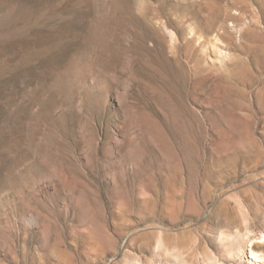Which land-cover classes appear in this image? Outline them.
<instances>
[{
    "label": "rangeland",
    "instance_id": "1",
    "mask_svg": "<svg viewBox=\"0 0 264 264\" xmlns=\"http://www.w3.org/2000/svg\"><path fill=\"white\" fill-rule=\"evenodd\" d=\"M0 264H264V0H0Z\"/></svg>",
    "mask_w": 264,
    "mask_h": 264
},
{
    "label": "bare ground",
    "instance_id": "2",
    "mask_svg": "<svg viewBox=\"0 0 264 264\" xmlns=\"http://www.w3.org/2000/svg\"><path fill=\"white\" fill-rule=\"evenodd\" d=\"M227 206V204L225 202H222L219 204V207L222 208L221 212H223L224 210H226L227 208H225ZM251 255L254 256L253 253H250Z\"/></svg>",
    "mask_w": 264,
    "mask_h": 264
}]
</instances>
